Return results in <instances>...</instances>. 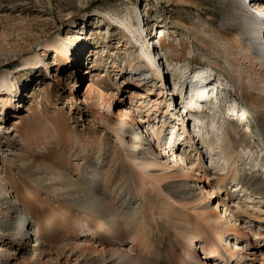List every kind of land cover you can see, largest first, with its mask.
Here are the masks:
<instances>
[{"label": "rangeland", "instance_id": "374dc122", "mask_svg": "<svg viewBox=\"0 0 264 264\" xmlns=\"http://www.w3.org/2000/svg\"><path fill=\"white\" fill-rule=\"evenodd\" d=\"M223 3L224 0H0V77L6 73L15 83L13 91L6 93L4 90L3 96L12 97L21 104L10 116H0V179L5 180L11 191L8 205L14 199L17 202L12 203L15 208L25 212L37 229L36 242L31 238L14 241L1 224L0 264H101L99 255L83 256L79 251L71 254L63 248L74 243V236L82 234L85 220L94 216L91 212L94 206L85 204L83 199L87 191L103 204V208L109 209L122 202L129 190L132 193L128 197L134 201L138 199L133 190L129 163L125 159L128 151L119 147L113 128H107L104 121L108 118L121 121L115 116L121 108L119 101L123 99L133 118L138 121L151 119L154 131L156 128L162 131L164 142L173 132V124H179L177 119L188 117L192 123L195 122L190 112V100L183 98L190 89V82L188 80L182 85L180 77L189 76L198 69L207 73L202 84L217 80L224 85L223 90L219 89L222 97L224 92L230 94L235 90L240 101L246 103L253 117L245 120L239 111L234 115L252 152L238 149L246 154L245 163L242 162L240 167L251 173V165L259 164L256 167L259 170L264 161V116L259 108L247 104L237 82L240 76L254 88L252 94H262L264 71L255 58L247 63L245 53L253 58L250 50L237 49L235 42H231L236 38L225 35L220 29L221 24L227 23L223 18ZM140 16L144 21L142 25L149 23L154 26L152 36L146 38L144 33L140 42L131 39L132 44H127V37L131 38V34L119 22H129L130 30L134 32L140 27ZM157 25L161 27L156 32ZM194 32L197 39L193 37ZM150 38L151 42L148 41ZM162 39L166 43L161 44ZM143 44L142 60L146 64H142L146 69L141 68L134 75L130 63ZM55 50L76 59L82 68L80 73L86 70L90 73L75 77L68 67L58 80L54 64L59 62V58ZM213 51L220 55L213 54ZM150 54L156 63L159 59L164 63L161 65V83L151 74L153 60L148 62ZM208 79L210 81H206ZM132 80H138L136 85L140 90L126 88ZM72 81L73 89L70 88ZM88 85L92 96L86 95ZM182 89L185 92L181 95ZM131 91L134 93L132 99ZM150 92H161L163 96L158 99ZM141 95L146 98H141ZM72 97L75 100L71 104ZM171 97L172 105L168 110L167 101ZM153 100L162 102L159 112H153L150 103ZM112 104L115 107L111 108ZM211 104L215 103L208 102L203 111H207L206 115L212 111ZM92 110L100 111L101 118L96 119ZM149 110L151 115H148ZM223 110L225 122L229 123L233 113L226 112V107ZM145 126L141 131L142 137L163 152V143V147L160 144L162 149L159 148ZM218 134H214L216 145L220 141ZM177 135L179 137V133ZM179 151L183 152V149L179 147ZM189 152L190 148L187 155ZM164 153L167 154L166 151ZM185 156L180 161L182 168L193 161ZM219 162L220 169L225 170L224 161ZM219 195L225 196V192L220 190ZM154 201V198L147 200L146 205L151 206ZM246 201L249 202L248 199ZM222 216L225 218L223 213ZM244 218L245 223L252 221L257 225L244 224L249 238H257L248 229L251 227L260 233L256 241L264 245V213H249ZM228 221L232 225L243 226L232 217ZM147 230L156 250L165 252L166 239L151 226ZM229 241L234 250H241L244 242L234 238H229ZM129 246L126 242V247ZM62 252L64 255L61 256ZM211 258L209 264L217 261L215 257Z\"/></svg>", "mask_w": 264, "mask_h": 264}, {"label": "bare ground", "instance_id": "6f19581e", "mask_svg": "<svg viewBox=\"0 0 264 264\" xmlns=\"http://www.w3.org/2000/svg\"><path fill=\"white\" fill-rule=\"evenodd\" d=\"M223 5L225 10L223 18L227 19V23L221 24L220 29L225 35L236 38L231 42H235L234 46L237 49L246 48L250 50L253 58L250 54L245 53L247 63L250 64L255 58L264 71V0H224ZM192 6L195 7L194 4ZM141 20L142 16L138 18L140 27L134 32L130 30L129 22H119L123 29L131 34V38L127 37V44H132L131 39L136 43L140 42L144 33H146V38L153 33L154 26L149 23L142 25L144 21ZM230 24L232 27H229ZM144 27L145 30H143ZM160 27L157 25L155 31L157 32ZM194 33L193 37L197 39L196 32ZM143 40L144 42L147 41V39ZM148 41L151 42V38ZM164 42L165 39L160 41L161 44ZM144 46L143 44L136 50V56L130 63L133 74L146 66L142 60ZM55 52L59 58V62L54 64L56 77H59L58 80L61 79L62 73L68 67L71 70L70 73L75 77L90 73L88 70L80 73L79 70L82 68L78 61L72 59L67 53L59 50H55ZM213 54L220 55L214 51ZM152 60L151 74L156 76L161 83V65L164 63L160 59L156 63L153 54H150L148 62L150 63ZM37 63L38 61L35 64ZM42 65L47 68L44 62ZM186 76L185 74L180 77V83L183 82L182 85H184L189 80L190 89L186 92L182 89L179 94L182 95L185 92L183 98L190 100L188 102L190 103V112L194 116L195 122L192 123V119H188V117L185 119L180 116L181 119H177L179 124H173L174 130L171 131L169 139H165L164 142L162 141V131L157 128L154 131V124L150 121L151 119L142 118L138 121L133 118L123 99L119 101L121 108L115 116L121 118V121L115 122L112 118L104 121L107 128H111V130L113 128L119 147L128 151L125 152V159L129 163L128 169L132 176L133 190L138 194V201L128 197L132 193V190H129L126 197L122 198L124 199L122 202L112 204L111 209L103 208V204L87 191L83 194V199L85 204L94 206L92 207L93 211H91L94 216L85 220L82 234L74 236V243L64 247V250H69L71 254L79 251L83 256L99 255L101 264H209L213 259L211 257L217 259L211 264H264V245L256 241L260 238V233L252 230L251 227L248 228L257 237L252 240L244 229L246 223L257 226L252 221L245 223V214L259 215L264 213L262 210L264 208V161L258 171L256 167L259 164L251 165V173L243 171L240 167L246 154H242L238 149L242 148L244 152L248 151L250 154L252 152L249 149V143L246 141L247 136L241 132V127L236 123L234 116L237 111H242L243 105L238 101L230 104L229 100L231 96L234 97L239 94L235 90L230 91V94L226 91L222 97L219 89L223 90V83L208 79L206 81L210 82L207 85L202 84V81L205 82L204 77L207 76V73L201 72L199 69ZM195 79H198L196 83H194ZM137 81L132 80V83L130 82L126 88L140 90V87L136 85ZM147 82L149 81L147 80ZM72 83L73 81L71 82V89L75 87ZM237 83L245 94L243 96L247 104L255 106V109L259 108L264 116V93L252 94L254 88L245 83L240 76ZM14 86L15 83L9 79L6 73H3V76L0 77V116L2 118L10 116L11 112H16L21 105L15 102L12 97L3 96L4 90L6 93H10ZM90 89L91 86L88 85L87 96H92ZM161 90L164 91L162 85ZM150 93L158 99L163 96L160 94L161 92L158 94ZM133 95L134 93L131 91V99L134 98ZM141 96V98H146ZM74 100V97L70 99L71 104L74 103ZM226 100L227 104H230L229 106L225 104ZM211 101L215 104H211L210 119L206 121L204 115L207 111H203L208 102ZM150 103H152V107H150L153 108V112H159L163 106L162 102L158 100L150 101ZM171 105L172 97L167 101L168 110ZM113 106L114 104L111 105V108ZM213 107L214 109H212ZM224 107L227 108L226 112L233 113L230 114V117L233 118L229 123L225 122ZM221 111L222 114H218ZM91 112L96 119L102 116L100 111L92 110ZM148 115H151L150 110ZM173 115L174 113H172ZM241 116L245 117V120L253 117L248 108L244 110ZM144 126L147 127V131H149L155 144L159 145V148L163 143V152L154 148L146 138L142 137L141 131ZM149 126L151 127L148 129ZM215 132L219 133L218 145L215 142ZM178 133L179 137H177ZM262 146L264 147V142ZM179 147L183 149V152L179 151ZM188 148H190V156L186 153ZM203 149L208 155L206 158H204L206 153L203 152ZM165 151L168 155L164 153ZM183 156L193 159L187 163L186 168H182L180 165ZM221 160L224 161L225 170L220 169L219 161ZM98 161L100 162V160ZM188 165L190 166L188 167ZM97 172L99 174L100 170ZM230 185L233 186L229 188ZM233 187L234 190H232ZM220 190L225 192V196L219 195ZM10 193L5 180L0 179V225L4 226L3 228L11 234L14 241L31 238L30 240L36 242L37 229L34 221L25 212L15 208L17 202L14 199H12V203L15 204L9 202L8 205ZM241 196L245 200H242ZM153 198L155 200L153 204L151 206L146 205L147 200L151 201ZM246 199L253 204L249 205ZM256 205L260 207L256 208ZM98 208H103V210L97 212ZM221 213L225 218L221 217ZM229 217H232L233 221L241 222V225L243 223V226L232 225L228 221ZM150 226L166 239L167 248L164 249L165 252L160 249L156 250L157 248L153 246L150 239L151 234L149 236L147 234V229ZM260 228L261 226L258 227V230ZM229 238H234L239 242L244 241L241 250H234ZM126 242H129V247H126ZM62 255H64L63 252Z\"/></svg>", "mask_w": 264, "mask_h": 264}]
</instances>
